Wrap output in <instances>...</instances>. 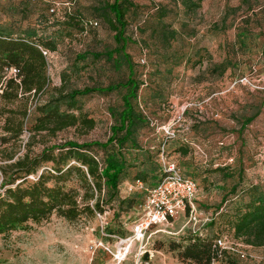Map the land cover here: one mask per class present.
<instances>
[{"label":"rangeland","instance_id":"374dc122","mask_svg":"<svg viewBox=\"0 0 264 264\" xmlns=\"http://www.w3.org/2000/svg\"><path fill=\"white\" fill-rule=\"evenodd\" d=\"M50 1L0 0V30L49 31L56 42V50L46 59L43 89L13 101L0 100V125L5 118L13 125L21 123L14 138L0 129V181L2 168L23 155L34 156L67 140L104 141L112 122L109 110L120 107L123 89L90 93L77 98V109L70 111L92 119V127L76 122L54 133L35 129L36 107L56 93L104 86L126 75L124 66L91 56L114 45L113 32L97 9L101 1L71 4L70 10L96 22L81 34L78 27L54 24L55 18L48 15ZM199 1V7L188 13L179 0H131L135 7L127 16L125 32L133 43L126 52L142 82L136 107L146 123L138 131L141 149L136 151L135 166L129 169V178L118 184V196L133 195L135 204L126 211L105 206L104 219L94 214L67 221L52 213L39 223L28 222L0 235V264H113L97 241H110L102 233L129 232L141 214L143 194L127 192L126 183L141 170L146 172L141 181L152 184L161 158L174 161L197 183L193 210L169 224L151 227L120 264H192L181 261L175 247L184 244L192 229L211 238L228 233L227 215L246 199L244 190L264 184V0ZM62 7L58 5L59 11ZM161 7L167 14L160 21ZM162 22L176 31L168 43L153 34ZM77 54L85 56L76 59ZM91 151L102 156L97 148ZM65 185L78 186L74 177ZM234 241L243 253L242 258L232 257L237 264H264V245Z\"/></svg>","mask_w":264,"mask_h":264},{"label":"trees","instance_id":"16d2710c","mask_svg":"<svg viewBox=\"0 0 264 264\" xmlns=\"http://www.w3.org/2000/svg\"><path fill=\"white\" fill-rule=\"evenodd\" d=\"M99 1V15L113 32L114 45L109 50L94 52L91 56L103 57L111 61L114 67L124 66L125 78L104 86H84L56 93L55 97L36 107L34 127L51 133L73 126L76 122L87 128L92 127V119L86 118L82 113L71 112L77 109V98L90 93L108 94L123 89L120 107L118 110H109L112 122L104 141L77 143L67 140L56 147L43 148L34 156L23 155L2 168L0 235L28 222L39 223L52 213L67 221H76L80 217L91 218L95 213H102L105 206L126 211L135 204L133 195L118 196V184L129 178V169L135 166L136 151L141 149L137 141L138 131L146 123L145 116L136 107L137 93L142 82L137 65L126 52L127 45L133 43L132 37L125 32L127 16L135 5L131 0ZM179 3L185 12L193 13L200 1L179 0ZM158 9L157 19L160 20L166 16L167 10L164 7ZM52 21L55 25L78 27L80 34L85 32L87 26L92 27L96 23L94 19L82 18L74 10H69L61 19L55 18ZM153 34H157L162 42L168 43L175 38L176 31L162 22L159 30H154ZM54 39L51 32L34 28L18 32L0 30V100L13 101L18 96L38 93L43 89L47 82L46 61L38 47L55 51ZM84 56L77 54L75 58ZM10 66L18 69V82L11 78L2 79L4 68ZM0 129L14 138L21 132V123L13 125L5 118ZM7 138H3V141ZM92 148L99 149L102 156L98 158L91 151ZM132 152L135 154L132 155ZM47 164H50L49 168ZM38 169L40 170L37 171ZM159 174L158 166L154 182ZM28 176L32 179L29 180ZM145 176V171L137 170L131 182L144 179ZM72 177L76 178L77 187L65 185ZM244 193L246 199L235 204L227 215L226 235L241 239L251 246H263L264 184L250 185ZM218 235L221 233L212 238L201 232L190 234L184 244H175L178 247L177 257L192 264H237L233 255L213 245V239Z\"/></svg>","mask_w":264,"mask_h":264},{"label":"built area","instance_id":"2783aa9c","mask_svg":"<svg viewBox=\"0 0 264 264\" xmlns=\"http://www.w3.org/2000/svg\"><path fill=\"white\" fill-rule=\"evenodd\" d=\"M74 1L57 2L51 0L48 5V14L61 19L66 12H69ZM59 4L63 6L61 11L58 9ZM38 49L45 61L53 52L41 47H38ZM7 78L18 82V69L13 66L4 68L2 79ZM239 81L243 82L245 78H241ZM159 171L158 179L152 184L145 185L141 180L126 183L127 192L136 191L143 194L141 214L134 220L129 232L123 236L102 233L103 236L110 237V241H97V246L101 247L110 256L113 264L122 263L130 254L132 247L137 243H141L151 227L169 224L179 214L186 210H193V200L197 192L195 180L184 175L172 160L161 158ZM95 215L104 219V213H95ZM192 233L196 232L192 229ZM213 245L237 258L243 257V253L237 250L234 239L226 234L215 237Z\"/></svg>","mask_w":264,"mask_h":264}]
</instances>
